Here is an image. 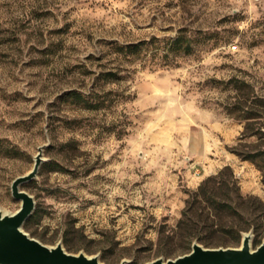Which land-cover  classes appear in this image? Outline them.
Returning a JSON list of instances; mask_svg holds the SVG:
<instances>
[{
  "label": "rangeland",
  "instance_id": "rangeland-1",
  "mask_svg": "<svg viewBox=\"0 0 264 264\" xmlns=\"http://www.w3.org/2000/svg\"><path fill=\"white\" fill-rule=\"evenodd\" d=\"M180 29L194 38L189 54L114 52ZM108 70L117 78L104 80ZM40 148L39 173L21 189L35 202L24 230L44 244L103 264L173 259L195 242L238 248L244 233L254 249L264 240V0H0L1 212L19 208L13 179Z\"/></svg>",
  "mask_w": 264,
  "mask_h": 264
},
{
  "label": "water",
  "instance_id": "water-1",
  "mask_svg": "<svg viewBox=\"0 0 264 264\" xmlns=\"http://www.w3.org/2000/svg\"><path fill=\"white\" fill-rule=\"evenodd\" d=\"M42 149L34 158L33 168L13 179L12 196L21 201L19 208L11 214L0 211V264H103L98 255L82 251L70 253L61 241L50 246L25 232L24 223L33 213L35 202L21 186L39 173ZM252 237L253 234L244 233L238 248H205L195 242L189 253L173 259L157 258L144 264H264V240L252 249Z\"/></svg>",
  "mask_w": 264,
  "mask_h": 264
},
{
  "label": "trees",
  "instance_id": "trees-1",
  "mask_svg": "<svg viewBox=\"0 0 264 264\" xmlns=\"http://www.w3.org/2000/svg\"><path fill=\"white\" fill-rule=\"evenodd\" d=\"M164 42V43H162ZM194 48V38L187 35L185 33V29H180L178 34L171 39L167 40H157L155 37L150 38L149 40L139 41L135 43H129L127 45H114V52L117 55L123 56V58L126 59H144L147 54L151 56L152 58L157 57H163L173 55L174 53H183V54H189L193 51ZM104 80H112L117 78L118 73L116 71L108 70L107 72L103 73ZM72 97L74 98L75 102L82 103L85 106H92L98 108V105L96 103L90 102L87 97H84L82 93H79L77 91L71 92ZM7 151L10 153H13L12 149L7 148ZM257 153H252V155H249V158L255 159L258 156ZM220 208H223L227 206L223 203H218ZM186 220V219H185ZM184 219L179 220L180 221V227L184 230L182 232V236L186 237H194L193 233H191L189 226L185 225L186 221ZM28 223L25 222L24 225ZM184 223V228L182 224ZM188 224V223H187ZM190 224V223H189ZM188 224V225H189Z\"/></svg>",
  "mask_w": 264,
  "mask_h": 264
},
{
  "label": "built area",
  "instance_id": "built-area-1",
  "mask_svg": "<svg viewBox=\"0 0 264 264\" xmlns=\"http://www.w3.org/2000/svg\"><path fill=\"white\" fill-rule=\"evenodd\" d=\"M194 173L195 174H198L199 173V170L198 169H195Z\"/></svg>",
  "mask_w": 264,
  "mask_h": 264
},
{
  "label": "bare ground",
  "instance_id": "bare-ground-1",
  "mask_svg": "<svg viewBox=\"0 0 264 264\" xmlns=\"http://www.w3.org/2000/svg\"><path fill=\"white\" fill-rule=\"evenodd\" d=\"M2 213H9V214H11V213H13V212H5V211H3Z\"/></svg>",
  "mask_w": 264,
  "mask_h": 264
}]
</instances>
